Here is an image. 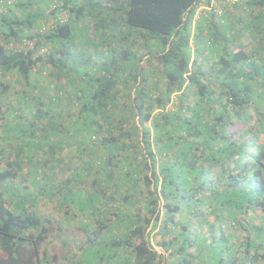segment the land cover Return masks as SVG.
<instances>
[{"label":"trees","instance_id":"obj_1","mask_svg":"<svg viewBox=\"0 0 264 264\" xmlns=\"http://www.w3.org/2000/svg\"><path fill=\"white\" fill-rule=\"evenodd\" d=\"M41 1L0 17V103L53 85L0 112V264H264V0Z\"/></svg>","mask_w":264,"mask_h":264},{"label":"rangeland","instance_id":"obj_2","mask_svg":"<svg viewBox=\"0 0 264 264\" xmlns=\"http://www.w3.org/2000/svg\"><path fill=\"white\" fill-rule=\"evenodd\" d=\"M3 1H6V2H3ZM11 3H12V0H1L0 1V17L6 16L7 10H8L6 5H10ZM52 6H53V4L50 6V8H52ZM201 9H205V8L203 6L200 7L197 11L198 14L200 13ZM14 13L16 15L17 14H23V10H19V8H17L14 10ZM89 35H90V38H92V34L90 32H89ZM101 45H102V43L100 44V46ZM34 72H36V70ZM40 77H41V80L39 82H37L35 84V86H31V87H25V85H21L20 83H18V81H12L11 80L10 81L11 88H10L9 92H7V94L4 97V100L6 101V103H4V102L0 103V112L2 111L1 109H8L9 110V106L16 108V110L18 109L19 98H17L15 91L24 93L26 95V97L29 95V92H31V93L33 92L35 94V98L30 103V105L32 104L33 106H35L40 101H43L46 105L48 103L50 96L52 95L53 85H52V82H50V78L48 77L46 71H43L42 73H40ZM15 85H17L16 88H14ZM11 110L13 111L12 112L13 114L17 113V111L15 112L13 109H11ZM243 128H244V126L240 124L236 128H234V130L238 131V130H241ZM1 135L2 134L0 133V136ZM55 168L57 169V166ZM56 178H60L62 180L63 178H66V176L57 175ZM45 210H47V209H45ZM58 217H59V215H58ZM74 227H75V222L71 221L68 230L65 228L61 234H63V236H66L69 240H73L74 237L79 234L78 231H76L74 229ZM154 238L158 239V237H154ZM75 242L76 241L72 242L71 245L68 246V247H70L68 249H69V251L73 252L72 253L73 255H78V252H80V250H79L80 244H77ZM155 249L157 251H160V249L156 246H155ZM54 252L58 256L59 264H67L66 258L69 257V255H67L66 258H62V255L63 254L66 255V252L62 250V246L60 243L55 246ZM49 253L52 254L53 251L50 250Z\"/></svg>","mask_w":264,"mask_h":264},{"label":"built area","instance_id":"obj_3","mask_svg":"<svg viewBox=\"0 0 264 264\" xmlns=\"http://www.w3.org/2000/svg\"><path fill=\"white\" fill-rule=\"evenodd\" d=\"M33 43H34L33 41L22 40V42H20L18 45H14V47L16 48L32 47Z\"/></svg>","mask_w":264,"mask_h":264}]
</instances>
